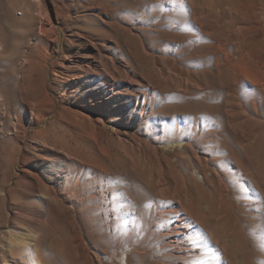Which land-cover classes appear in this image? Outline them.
Returning <instances> with one entry per match:
<instances>
[{
  "label": "rangeland",
  "instance_id": "rangeland-1",
  "mask_svg": "<svg viewBox=\"0 0 264 264\" xmlns=\"http://www.w3.org/2000/svg\"><path fill=\"white\" fill-rule=\"evenodd\" d=\"M44 1L61 35L45 74L58 102L32 135L53 127L76 139L84 132L72 118L84 107L60 96L64 78H83L82 91L104 90V105L117 109L111 119L95 112L90 142L96 176L108 159V187L100 182L87 191L89 212L71 196L64 210L50 203L44 264H182L158 251L178 241L179 215L159 234L154 225L186 196L190 213L204 208L196 226L218 250L194 236L206 255L190 264H264V0ZM4 57L12 68L15 58ZM21 170L16 163L14 173ZM16 183L1 182L7 207ZM15 225L0 216V252L9 249Z\"/></svg>",
  "mask_w": 264,
  "mask_h": 264
},
{
  "label": "bare ground",
  "instance_id": "bare-ground-1",
  "mask_svg": "<svg viewBox=\"0 0 264 264\" xmlns=\"http://www.w3.org/2000/svg\"><path fill=\"white\" fill-rule=\"evenodd\" d=\"M232 2L227 0V4ZM18 3L21 7L19 10L16 9ZM58 10L55 7L56 18L59 21ZM87 19L91 24L93 15L89 12ZM258 19L260 24L264 23L260 14ZM55 24L52 11L44 0H14L12 3L0 0V185L4 180L17 181L14 203L9 206L11 209L7 207L6 189L0 188V216L6 214L10 221L17 224L10 230L11 232L9 231V249L4 248L0 252L1 257H4L0 264L12 262L44 264L45 248L43 249L42 243L46 241L50 203L64 210L66 198L71 196L79 211L89 212L92 207L90 209L87 206L93 199L87 197V191L100 182L108 187L106 180L108 166L106 167L105 162L108 159L99 168L101 175L96 176L98 173L95 174L97 167L94 159L98 152L93 150L90 144L95 134V112L98 111L96 113L111 119L117 110L109 102L107 106L104 105L103 95L106 93L104 90L89 88L82 91L83 78L80 76L73 78L74 80L64 78L60 96L71 100L72 104L79 103L77 107H84L72 117L73 124L84 132L77 136L78 140L75 135H66L67 133L64 134L57 127L43 129L32 135V129L46 120L58 102L54 101L51 94L53 86L48 85L45 76L48 62L59 52L61 42L59 28ZM85 41L91 48V43ZM35 52L38 53L37 57L34 55ZM81 52L76 53L75 59L72 58V67H78V61L83 57ZM5 54L15 58L12 68L5 64ZM88 69H92L91 64H88ZM88 81L90 84L91 79L88 78ZM15 162L22 168L20 176L13 171ZM164 187V192L170 191L168 186ZM102 199L105 200L103 204L107 206L105 209L111 211L110 197L103 196ZM189 205L187 196L179 198L173 210L162 213L160 222H157L158 227L155 225L156 228L153 227L159 234L172 214L179 215L175 224L182 226V231L176 235L175 240L178 241L162 242L158 251L170 253L172 257L183 261L182 264H190L194 257L206 255L196 242L191 241L194 236L208 239L206 244L209 250L212 253L218 251L212 244V236L209 233L205 236L196 226L201 221L199 217H202L204 208L199 207L197 215L190 213ZM114 217V223L117 224L119 222L117 211ZM168 234H173V231H168ZM181 237L179 241L178 238ZM9 256L13 259H8Z\"/></svg>",
  "mask_w": 264,
  "mask_h": 264
}]
</instances>
